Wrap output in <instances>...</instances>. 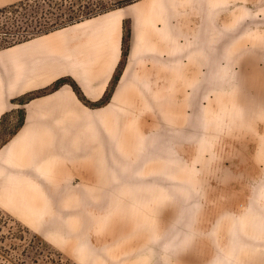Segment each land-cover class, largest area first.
<instances>
[{
	"label": "crops",
	"instance_id": "0c3cea01",
	"mask_svg": "<svg viewBox=\"0 0 264 264\" xmlns=\"http://www.w3.org/2000/svg\"><path fill=\"white\" fill-rule=\"evenodd\" d=\"M24 1L0 0V9ZM262 65L264 0H135L0 48V133L15 124L11 145L34 147L42 158L53 151L41 147L71 144L67 131L102 128L93 127L98 115L113 130L125 115H158V128L183 129L190 120L197 131H223L228 188L243 209L229 215L228 250L219 256L264 264ZM198 82L227 83V107L193 109L219 120L182 117V90Z\"/></svg>",
	"mask_w": 264,
	"mask_h": 264
},
{
	"label": "rangeland",
	"instance_id": "374dc122",
	"mask_svg": "<svg viewBox=\"0 0 264 264\" xmlns=\"http://www.w3.org/2000/svg\"><path fill=\"white\" fill-rule=\"evenodd\" d=\"M117 5L29 0L3 8L0 48ZM256 69L264 73V65ZM228 90L227 83H189L182 90V117L219 120L218 114L193 109L227 107ZM92 120L102 128L67 131L71 144L41 147L53 151L42 158L32 155L34 147L11 145L15 124L1 129L0 212L11 233L25 236L29 249L45 245L67 264L240 260L219 256L228 250L229 215L243 209L228 188L232 154L223 131H197L190 120L183 129L158 128V115H125L118 130L105 116ZM17 253L24 255L22 248Z\"/></svg>",
	"mask_w": 264,
	"mask_h": 264
},
{
	"label": "trees",
	"instance_id": "16d2710c",
	"mask_svg": "<svg viewBox=\"0 0 264 264\" xmlns=\"http://www.w3.org/2000/svg\"><path fill=\"white\" fill-rule=\"evenodd\" d=\"M28 1L29 0H26L16 5L10 6L8 8L15 7L17 5L23 4ZM133 1L135 0H127L122 3H118L117 6L129 4L132 3ZM1 11L2 9L0 10V13H2ZM81 20L83 19L77 20L75 22H79ZM128 39H129V34L125 29V35L123 41V62L124 60H126L127 57ZM122 64L123 63H121V66ZM121 66H119V69L121 68ZM119 71L120 70H118L117 74L115 75V80L118 77ZM74 89L76 93L80 95L79 89L77 87H74ZM7 225H8V219L0 212V264H67L64 262L60 254L51 252L50 250H48V248L45 245L38 246L35 250H33V248L32 249L27 248L26 243L25 244L24 242L22 243V241H25L24 239L25 236H21V235L17 236L14 233H11V231L7 229ZM12 241H14L16 245L14 243H11ZM20 248L23 249L24 255L22 253L20 254L17 253L18 250H20Z\"/></svg>",
	"mask_w": 264,
	"mask_h": 264
}]
</instances>
